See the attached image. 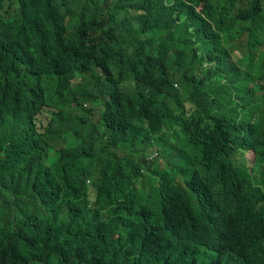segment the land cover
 I'll use <instances>...</instances> for the list:
<instances>
[{"label":"trees","instance_id":"1","mask_svg":"<svg viewBox=\"0 0 264 264\" xmlns=\"http://www.w3.org/2000/svg\"><path fill=\"white\" fill-rule=\"evenodd\" d=\"M0 264H264V0H0Z\"/></svg>","mask_w":264,"mask_h":264},{"label":"clouds","instance_id":"2","mask_svg":"<svg viewBox=\"0 0 264 264\" xmlns=\"http://www.w3.org/2000/svg\"><path fill=\"white\" fill-rule=\"evenodd\" d=\"M209 65H206V67H208ZM178 86V85H177ZM192 104V103H191ZM89 107H91L92 105L91 104H87ZM93 107H95V108H97L98 110H100V109H102L103 108V106L102 105H94ZM166 141L167 142H169V143H171V141L169 140V139H167L166 138ZM140 141H136V140H130L128 143H126V145L124 146V147H130V146H133V145H136L137 143H139ZM192 144L193 143H190V145H189V147H190V151H191V148L192 147H195V146H192ZM197 148V147H196ZM149 151V150H148ZM147 151V152H148ZM147 152H146V154H147ZM155 153H157V154H155ZM151 154H153L152 156H150L149 154H147L148 156H149V160L150 161H152V160H154V158L155 157H157V156H159V153L157 152V150H155V152H154V150H152V152H151ZM251 171H252V173L254 172L253 171V168L251 167V169H250ZM38 241V240H37ZM40 243V241H38V244ZM40 245L42 246V254L43 253H46L47 251H48V249L49 248H46L45 246H43L41 243H40Z\"/></svg>","mask_w":264,"mask_h":264},{"label":"rangeland","instance_id":"3","mask_svg":"<svg viewBox=\"0 0 264 264\" xmlns=\"http://www.w3.org/2000/svg\"><path fill=\"white\" fill-rule=\"evenodd\" d=\"M152 150H153V148H151V149L147 152V154H149L150 156H152V155H153V154H151ZM191 153H192L194 156H200V155L202 154L201 150L198 149V148H196V147H192V148H191ZM155 154H157V153H155Z\"/></svg>","mask_w":264,"mask_h":264}]
</instances>
